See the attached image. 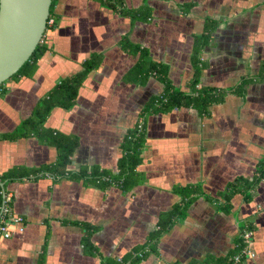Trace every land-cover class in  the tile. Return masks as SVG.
<instances>
[{
	"label": "crops",
	"instance_id": "0c3cea01",
	"mask_svg": "<svg viewBox=\"0 0 264 264\" xmlns=\"http://www.w3.org/2000/svg\"><path fill=\"white\" fill-rule=\"evenodd\" d=\"M122 1L133 10L147 5L151 19L123 15L98 0H54L55 24L45 32L49 50L32 77L8 79L0 93V172L57 161L58 148L39 135L6 136L93 53L102 54L103 61L84 81L75 105L54 108L45 126L78 138L70 169L96 165L117 171L125 134L165 88L154 75L145 84L125 80L141 54L121 47L124 36L154 63L166 65L173 85L185 92H192L195 46L209 25L214 31L200 53L206 66L198 87H235L260 73L264 0ZM245 88L244 94L213 104L207 115L193 107L149 115L139 165L145 179L130 191L69 178L55 181L50 175L9 182L7 193L13 194L14 214L24 217V230L14 225L11 238H0V264H104L106 257L123 256L146 242L161 214L180 202L175 188L197 185L217 196L237 177L252 178L264 158V81ZM253 192L248 201L236 194L229 211L221 208L223 200L197 197L186 216L160 236L156 250L136 264L227 257L246 230L253 232L256 256L243 264H264V179ZM84 223L94 228L96 252L85 250Z\"/></svg>",
	"mask_w": 264,
	"mask_h": 264
},
{
	"label": "trees",
	"instance_id": "16d2710c",
	"mask_svg": "<svg viewBox=\"0 0 264 264\" xmlns=\"http://www.w3.org/2000/svg\"><path fill=\"white\" fill-rule=\"evenodd\" d=\"M98 1L123 15H130L139 20L151 19V12L147 5L133 10L126 8L122 0ZM51 15L52 10L50 9V17ZM47 28H49L48 25ZM212 31H214V28L212 25H209L207 28L208 34L202 36L195 46V74L191 82L192 92H185L176 88L169 78L168 67L166 65L154 63L150 60L147 51L131 43L127 36L122 38L121 47L124 50L130 53L141 54L137 63L125 74V80L137 84H145L147 79L154 75L164 84L165 88L162 94L151 98L139 114V120L136 125L125 134L120 145L121 155L117 162V171L101 169L96 165L90 167L82 166L79 170L70 169L69 166L72 163L71 157L79 145L78 138L45 126V122L54 108L61 107L71 109L75 105L79 90L84 81L92 71L101 65L103 61L102 54L93 53L89 58L83 61L80 71L58 82L48 95L39 100L33 114L28 119L24 120L14 133L6 136V138H15L30 134L39 135L43 142L52 144L58 148V159L53 164H46L37 168L16 166L4 172H0V211L4 205L5 194L7 193L6 185L9 182L26 178L36 179L45 175H50L55 181L62 178H69L73 180H82L87 185H94L104 189L115 186L121 188L123 191H130L145 179L144 174L139 170V165L143 160L142 153L147 140L146 119L149 115L165 113L181 107H193L200 114L207 115L213 104L223 102L229 94L235 93L242 95L246 91L245 87L247 84L264 81L263 62L260 73L254 76L244 77L241 83L235 87L218 88L204 85L198 87L200 74L206 66L200 53L203 47L208 44ZM48 50L49 48L45 42L44 35L30 58L10 79L32 77L38 68L39 59L43 57ZM4 84L5 82L0 84V93L4 92ZM263 179L264 158L258 163L255 175L252 178L243 176L237 177L230 182L226 190L217 196H210L201 192V188L197 185L175 188V191L181 196L180 202L175 204L173 209L161 214L158 226L149 234L146 242L135 246L130 252L123 256L106 257L103 259L104 264H136L142 261L149 252L156 250L160 236L170 229L176 220L186 216L188 206L197 197L203 196L209 201L220 204V201L223 200L224 202L221 204V208L225 211H229L231 208V200L236 194H242L247 201L251 200L254 196L253 191ZM1 182H4L5 185L1 186ZM3 223L4 222L0 219V225ZM84 228L86 231L83 238L85 250L88 252H96L91 238V233L94 231V228L92 225L85 223ZM243 246L244 241L240 239L237 248L227 257H210L204 262L193 260L186 264H243L245 258H242L239 262L233 260V256L239 253Z\"/></svg>",
	"mask_w": 264,
	"mask_h": 264
},
{
	"label": "water",
	"instance_id": "95a60500",
	"mask_svg": "<svg viewBox=\"0 0 264 264\" xmlns=\"http://www.w3.org/2000/svg\"><path fill=\"white\" fill-rule=\"evenodd\" d=\"M52 2L0 0V84L23 66L42 40Z\"/></svg>",
	"mask_w": 264,
	"mask_h": 264
},
{
	"label": "built area",
	"instance_id": "2783aa9c",
	"mask_svg": "<svg viewBox=\"0 0 264 264\" xmlns=\"http://www.w3.org/2000/svg\"><path fill=\"white\" fill-rule=\"evenodd\" d=\"M55 24L53 17H49L47 21L48 27H52ZM13 194L6 193L4 199V205L0 211V219L4 222L0 225V238H11L14 234L12 226H18L20 231L24 230V217L22 215L14 214L12 208ZM252 230H246L242 233V239L244 246L241 251L233 256L235 262H239L242 258H254L256 252L251 247Z\"/></svg>",
	"mask_w": 264,
	"mask_h": 264
}]
</instances>
